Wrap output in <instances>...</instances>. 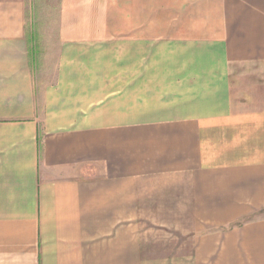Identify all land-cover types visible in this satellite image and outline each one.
I'll return each mask as SVG.
<instances>
[{"label":"crops","instance_id":"0c3cea01","mask_svg":"<svg viewBox=\"0 0 264 264\" xmlns=\"http://www.w3.org/2000/svg\"><path fill=\"white\" fill-rule=\"evenodd\" d=\"M59 5L50 86L0 6V264H264V8Z\"/></svg>","mask_w":264,"mask_h":264},{"label":"rangeland","instance_id":"374dc122","mask_svg":"<svg viewBox=\"0 0 264 264\" xmlns=\"http://www.w3.org/2000/svg\"><path fill=\"white\" fill-rule=\"evenodd\" d=\"M251 1L258 8H264V0ZM0 6L8 13H14V9L21 8L27 16L25 30L27 47L32 58L33 76L38 81L44 77V83L52 85L50 83L53 80V70L59 51L57 38L59 0H0ZM41 72L45 74L41 76Z\"/></svg>","mask_w":264,"mask_h":264}]
</instances>
